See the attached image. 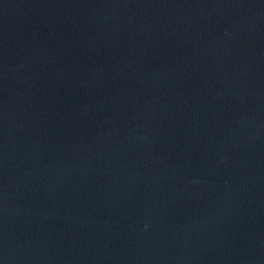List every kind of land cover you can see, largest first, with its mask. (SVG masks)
<instances>
[{
	"label": "water",
	"instance_id": "95a60500",
	"mask_svg": "<svg viewBox=\"0 0 264 264\" xmlns=\"http://www.w3.org/2000/svg\"><path fill=\"white\" fill-rule=\"evenodd\" d=\"M0 264H264V0H0Z\"/></svg>",
	"mask_w": 264,
	"mask_h": 264
}]
</instances>
